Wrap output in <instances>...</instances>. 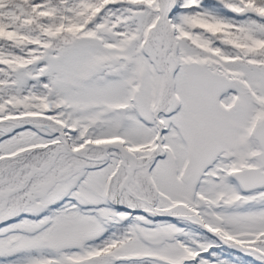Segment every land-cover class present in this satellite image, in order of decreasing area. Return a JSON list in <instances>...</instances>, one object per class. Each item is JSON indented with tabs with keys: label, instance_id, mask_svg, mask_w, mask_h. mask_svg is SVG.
I'll use <instances>...</instances> for the list:
<instances>
[{
	"label": "snow or ice",
	"instance_id": "6c2138e0",
	"mask_svg": "<svg viewBox=\"0 0 264 264\" xmlns=\"http://www.w3.org/2000/svg\"><path fill=\"white\" fill-rule=\"evenodd\" d=\"M0 264H264V0H0Z\"/></svg>",
	"mask_w": 264,
	"mask_h": 264
}]
</instances>
